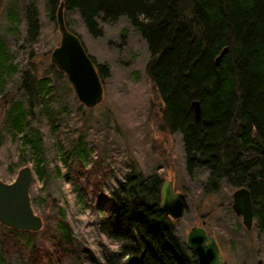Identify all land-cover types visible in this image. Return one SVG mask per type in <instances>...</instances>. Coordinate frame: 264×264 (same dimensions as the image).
Returning <instances> with one entry per match:
<instances>
[{"label": "trees", "instance_id": "16d2710c", "mask_svg": "<svg viewBox=\"0 0 264 264\" xmlns=\"http://www.w3.org/2000/svg\"><path fill=\"white\" fill-rule=\"evenodd\" d=\"M46 2L54 18L59 0ZM63 10H76L92 36L101 33V22L128 18L149 51L145 72L161 101L163 120L169 130L181 134L187 173L204 168L206 191L215 192L222 184L248 187L253 220L264 234V0H63ZM25 16L26 40L31 43L38 31L32 4L26 6ZM224 46L227 50L216 62ZM91 58L104 78L106 65ZM12 66L0 39V87ZM50 67L57 70L53 63ZM54 86L47 74L28 66L4 111L8 130L19 134L21 150L36 156L35 170L40 177L46 170L42 139L28 122L36 111L54 129L59 111L48 110ZM193 99L200 104L198 117L191 106ZM91 148L80 136L65 144L58 142L67 169L69 160L77 170L84 167L80 170L86 177L93 175L98 189L102 178L96 174L101 173L102 163L92 160V166L85 167ZM66 178L72 181L67 172ZM161 183L158 174H144L133 167L108 193H99L95 206L106 213L94 223L115 246L100 242V256L92 257L94 264H196L175 234L174 220L159 207ZM58 229V237L53 238L55 251L48 252L40 240L39 257L34 259L36 231L0 223V264H8L13 244L24 248L22 255L28 251L24 260L29 264L41 263L55 252L65 255L68 247H63L70 244L65 221L58 222ZM24 231L32 236H26L20 245Z\"/></svg>", "mask_w": 264, "mask_h": 264}, {"label": "rangeland", "instance_id": "374dc122", "mask_svg": "<svg viewBox=\"0 0 264 264\" xmlns=\"http://www.w3.org/2000/svg\"><path fill=\"white\" fill-rule=\"evenodd\" d=\"M29 4L38 17V31L31 43L26 40L25 8ZM63 14L65 23L79 35L86 51L107 67V74L101 78L102 98L94 106L81 104L66 75L50 67V51L59 41V31L55 13L53 18L46 0H0V39L14 65L0 87V179L11 181L17 169L25 164L32 169L29 195L33 210L43 221L33 234L36 250H32V258L39 257L40 240L48 252L55 251L53 238L58 237L60 220L66 223L70 242L63 247L64 250L68 247L65 255L55 252L42 258L41 263L31 264H94L92 257L100 256L99 243H110L95 226V220L106 211L96 207L94 200L99 193H108L133 167L144 174H158L162 181L171 179L174 189L185 193L184 211L174 220V232L181 242H185L189 228L203 220L220 247L222 264H264V234L254 220L246 228L240 215L231 208V192L235 188L222 184L215 192L206 191L204 168L187 173L181 134L166 126L161 101L145 72L150 54L138 30L126 16H121L114 21L99 22L101 33L92 36L76 10H63ZM28 66L53 80L48 110L59 111L53 121L54 129L45 115L35 111L29 116L28 125L37 129L42 139L46 169L43 177L36 173V156L30 150H21L19 134L8 130L4 115L6 100L13 99L11 96ZM78 136L92 147L85 167L89 169L92 160L103 165L101 173L96 174L102 178L96 185L98 189L93 175L86 177L87 173L80 170L84 167L77 170L76 164L69 160L67 169L62 161L58 142L65 144ZM66 172L72 181L66 178ZM85 184L88 186L82 188ZM29 233H20V245H24L26 236H32ZM23 250L13 244L8 264H29L24 260L28 251L23 256Z\"/></svg>", "mask_w": 264, "mask_h": 264}, {"label": "water", "instance_id": "95a60500", "mask_svg": "<svg viewBox=\"0 0 264 264\" xmlns=\"http://www.w3.org/2000/svg\"><path fill=\"white\" fill-rule=\"evenodd\" d=\"M55 21L59 31V41L50 51V61L61 70L69 80L77 100L84 106H94L103 94L101 77L78 34L71 31L65 23L63 0L55 9ZM227 50L224 46L215 61ZM195 117L200 114L197 99L191 101ZM32 169L28 164L17 169L15 177L7 182L0 179V223L10 228L37 230L42 226V218L32 207L29 187ZM186 205V195L175 190L171 179L162 181L159 207L173 220H178ZM231 208L240 215L246 228L253 223L252 199L246 186H238L231 192ZM200 225L193 224L187 231L185 245L192 250L196 264H222L221 252L213 235Z\"/></svg>", "mask_w": 264, "mask_h": 264}, {"label": "flooded vegetation", "instance_id": "af4514ba", "mask_svg": "<svg viewBox=\"0 0 264 264\" xmlns=\"http://www.w3.org/2000/svg\"><path fill=\"white\" fill-rule=\"evenodd\" d=\"M203 227H204V225H203ZM205 228V227H204ZM205 230L207 231V233H209V234H211L206 228H205ZM216 241V240H215ZM217 242V241H216ZM185 243V242H184ZM217 245H218V243H217ZM187 247V246H186ZM218 248H219V250H220V247H219V245H218ZM187 249H188V252L190 253V254H192L193 255V253H192V250L191 249H189L188 247H187ZM223 260V259H222Z\"/></svg>", "mask_w": 264, "mask_h": 264}]
</instances>
